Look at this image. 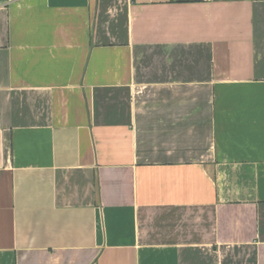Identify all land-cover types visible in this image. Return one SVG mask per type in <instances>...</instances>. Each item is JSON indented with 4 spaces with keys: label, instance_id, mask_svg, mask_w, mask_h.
I'll use <instances>...</instances> for the list:
<instances>
[{
    "label": "crops",
    "instance_id": "1",
    "mask_svg": "<svg viewBox=\"0 0 264 264\" xmlns=\"http://www.w3.org/2000/svg\"><path fill=\"white\" fill-rule=\"evenodd\" d=\"M0 264H264V0H0Z\"/></svg>",
    "mask_w": 264,
    "mask_h": 264
}]
</instances>
